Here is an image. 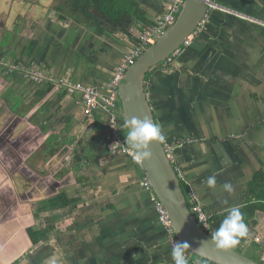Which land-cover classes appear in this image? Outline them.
Returning <instances> with one entry per match:
<instances>
[{
    "label": "crops",
    "instance_id": "1",
    "mask_svg": "<svg viewBox=\"0 0 264 264\" xmlns=\"http://www.w3.org/2000/svg\"><path fill=\"white\" fill-rule=\"evenodd\" d=\"M132 1L131 12L142 9L135 0L123 3ZM224 3L240 9L241 18L215 13L206 33L210 40L196 41L184 50L170 71L153 74L148 87L157 122L167 138L176 140L171 147L173 162L187 190L211 214L210 229L215 231L228 210L238 207L249 234L237 247L260 257L264 254V0ZM163 10L161 3L159 13ZM43 12L34 22L19 20L24 29L0 50V59L8 65L0 66V124L5 118L8 123L20 119L18 136L9 135L0 146V264H22V253L34 249L26 231L27 214L32 218L34 208L58 205L56 216L69 227L64 208L58 207L70 203L76 209L73 227L62 231V237L72 239L73 257L67 264H148L144 245L154 264L174 263L141 165L123 152H110L108 128L102 125L107 114L98 109L87 119L82 97L72 95L67 86L83 81L102 90V96L109 95L111 77L136 37L131 28L111 23L109 17L103 16L108 20L101 24L92 13ZM144 12L145 17L151 15L148 9ZM9 15L5 14V26L13 23ZM131 19L142 20L137 14ZM22 64L49 73L50 89L39 94L46 85L22 77ZM186 66L196 73L182 75ZM169 84L174 87L168 88ZM40 114L63 120L70 115L71 127L77 129L85 121L81 125L85 129L66 138L64 132L71 127L65 121L45 129L38 124ZM15 141L18 147L14 145L11 153ZM212 175L215 189L206 184ZM23 176L27 185L22 184ZM225 182L233 185L232 194L223 190ZM253 204L257 206L249 209Z\"/></svg>",
    "mask_w": 264,
    "mask_h": 264
},
{
    "label": "water",
    "instance_id": "2",
    "mask_svg": "<svg viewBox=\"0 0 264 264\" xmlns=\"http://www.w3.org/2000/svg\"><path fill=\"white\" fill-rule=\"evenodd\" d=\"M135 1L140 4V7L143 10L148 9L151 12V15L147 14L146 17L153 23H158L165 14L172 10V0ZM224 1L225 0H185L181 4L175 22L163 32L162 36L155 44L150 45L145 51H143V53L137 57L134 63L131 64L120 77L118 83V100L115 110L118 113V124L121 126L125 136H127L128 132V122L133 117L140 119L148 117L150 120L157 122L156 103L152 97L151 87H148V84H146V77L157 71H170L165 69L164 65H162L164 62L170 61L171 65L175 67L176 61L172 63L171 60L182 48L186 50L191 45L193 46L196 41L210 40L206 33L208 34V30L212 27L215 13H229L237 18H241V15L238 14L240 13V9L233 4H226ZM160 2L163 3L164 10L159 13ZM253 18L258 21V18ZM200 26L207 29L205 35L203 34L204 32L196 34V31ZM190 37H192V39H190ZM188 39H190V41ZM187 40L189 41L188 43H186ZM132 44L133 49L131 52L124 54V58L119 63L116 74L111 77L110 83L116 77L121 65L127 62L128 57L138 46L137 42H132ZM3 49L4 48H0V50ZM0 66L3 68L8 67L6 63L4 64V60L2 59H0ZM22 66L24 68V71L21 73L22 77L34 80L39 86L41 84L46 85L45 88H40V91H38L40 92L39 94H44L50 89V85L46 83L48 82L47 80L35 79L30 73L32 71H38L37 68L40 66H25L24 64H22ZM49 67L54 66L49 63ZM15 72L19 71L17 70ZM152 78H154V76H152ZM79 82L76 81L74 83L81 86H95L91 83H82L83 81H81V83ZM100 92L102 93V90ZM73 94L79 99L82 97L79 91H74L72 92V95ZM78 95H80V97ZM39 116L40 120H38L39 123H37L45 129L54 127L55 124H60L63 121H65L70 127L72 124L69 119L70 115L65 116L64 120L60 119L61 117L48 118L47 115L41 114ZM45 117L47 119H45ZM8 122L9 119L5 118L0 124V140H3V143H6L7 136L9 135L13 137L18 136V133L15 134V131L17 130L16 125L20 122V119H17L12 123ZM42 123L45 125H41ZM75 130L76 127L72 126L69 130L64 132L65 134L63 136H71ZM32 132L34 133L36 131L32 130ZM62 139L64 141V137ZM15 143L16 141L11 143V148L8 146L11 149V153L15 152L14 145L17 146ZM108 149L113 155L123 152L125 155L132 157L129 152L124 151L123 149L111 150L109 147ZM172 155V148L169 152L164 143L153 142L151 145V157L139 164L141 165L143 172L142 180L144 186L151 191V196L156 206L157 203H159L166 210L172 223L173 233L179 241L187 242L190 245L187 249L188 251L213 264H264V254L260 257H252L238 247L225 250L218 249L215 246V243L211 240L212 233L206 231L198 223L194 213L188 206V201L182 184L184 179L181 177L179 170L175 166ZM25 179H27V176H23V185H27ZM200 204L202 205V203ZM209 215L211 216L210 213ZM204 240H208L209 242L201 245V241Z\"/></svg>",
    "mask_w": 264,
    "mask_h": 264
},
{
    "label": "flooded vegetation",
    "instance_id": "3",
    "mask_svg": "<svg viewBox=\"0 0 264 264\" xmlns=\"http://www.w3.org/2000/svg\"><path fill=\"white\" fill-rule=\"evenodd\" d=\"M73 2H74L73 0H63L62 3H58V4H52L51 3L50 7L48 6V4H43L42 6H43V9L45 10V12H43L44 10L42 12L43 13H50V12L51 13H72L71 7L73 5ZM80 5H81V7H84V3H80ZM86 5L88 6L87 11L79 9V11H77L76 13H81V14L82 13H92V14H94L93 19L101 21V24L106 23L107 22L106 20H108L107 18L109 17V21L111 23L112 22L121 23V25H123L124 27L129 28V26L136 20V19L132 20L131 18L135 17L137 13L130 12V15L127 16L126 18L125 17L121 18V16H122L121 15V16H119V19H112L109 14L107 15L106 12L103 9H100V6L96 5L94 2H90V4L88 5V1H86L85 6ZM18 6L19 7H17V6L16 7L20 10L11 9V7L6 8V9H2V11L0 10V13H5V14L10 13V15L8 16L9 22H13V24H10L11 27L6 28V26H5L6 20L4 22L0 20V27H3V29L4 28L6 29L5 32H2L4 34V38L0 40V48H5V44L8 42V38L9 37L13 38L16 35V32L18 30H20V25L18 24L19 20L21 22L22 21L26 22V20L28 19L29 22H34L37 20V17H39L40 14H42L41 12L40 13H29V12L24 13L25 10H22V4H18ZM40 8H42V7H40ZM119 10H120V13H123V8H121ZM256 13H259V12L257 11ZM103 16L107 17V18H104L105 21L103 20ZM26 17H28V18H26ZM21 26H22V30H23L24 29L23 24ZM206 30H207L206 28H204L203 26L202 27L200 26V27H198L196 34H199V32H202V33L204 32L203 34L205 35ZM183 52H184V49L182 48L177 54H175V56H174V58H172L171 62L173 63ZM162 65H164L165 69H168V70L173 68L170 61L164 62ZM22 71H24V68H22ZM194 71H196V70L192 69L191 67L186 66L182 70V75H185V73H187V72L194 74V73H196ZM153 74H150L146 77V84H148V86H149V83L151 82V78H152ZM45 76L47 78H45L43 80H47L51 77L50 75H45ZM51 81L53 83H55L54 82L55 80L53 78H51ZM59 82L64 83L63 80H61ZM171 84L167 85V86H169L168 88L174 87L173 85L170 86ZM66 91L70 92L67 89H66ZM170 92H171V89H170ZM82 101H83V99H82ZM84 108L85 107H84V102H83L84 114L88 119L91 116H89L88 114L85 113ZM97 111H98V109L95 110V112H94L95 114L93 113L92 117H95L96 113L98 114ZM107 116L109 118V114H107ZM107 119H105L104 123L102 124L106 128H108ZM85 123H86L85 121L82 124L80 122V125L77 127L79 134L81 133L82 129L83 130L85 129V127L81 126ZM95 123H96V125L101 124L100 122H97V121ZM93 126H95V125H93ZM8 137L9 136H7V139H8ZM65 137L67 138V136H65ZM84 140H85L84 137H82L81 142L83 143ZM166 141L172 147L176 140L166 138ZM2 143H3V140H0V146H2L1 145ZM107 147H108V145H107ZM14 175L15 174L12 175V173H11L13 180L15 179ZM182 184H183L184 189L188 193V190H187L188 188L185 185V181H182ZM185 196H186V194H185ZM57 206L56 205H52V206L50 205L49 208H47V207L40 205L37 208L33 209V214H32L33 217L32 218L30 217L29 214L26 215V221L28 222V225L26 226V231H27L28 236L30 237L32 243H33L34 249H31V250H28L27 252L25 251L24 253H22V264H67L70 261V259H72V257H73L72 256L73 250H72V246H71L72 239L71 238L66 239V237H62L63 236L62 231H64V233H65L67 228L72 229V227H73V225H72L73 221L72 220H73L74 213H75L74 210H76L75 205L70 203V204L64 205V207H61V206L58 207V208H64L63 209V212H64L63 217L65 219H68L67 222L70 225L69 227H67L65 225V223L61 224L59 222V219L56 216L57 213L55 211ZM152 206H153V210H154L153 212L157 216L158 224L162 228V230L164 231L166 242L169 244V246L171 248H173V246H174L173 238H176V239H178V238L171 232V230L168 228V226L161 220L159 209H158V203L156 206L155 202L153 201ZM31 232H34V233H31ZM208 232L213 233L214 231L209 229ZM35 245H37V246H35ZM36 247H37V249H36ZM144 247H145V249L147 251V255H148V264H154L153 263L154 260L151 256V253L149 252V250L147 249V247L145 245H144ZM34 250H36V252L32 253ZM186 253L188 256V264H194V262L198 258H202L198 255L192 254L187 249H186ZM208 262H210V261H208ZM170 264H174V263H170Z\"/></svg>",
    "mask_w": 264,
    "mask_h": 264
},
{
    "label": "built area",
    "instance_id": "4",
    "mask_svg": "<svg viewBox=\"0 0 264 264\" xmlns=\"http://www.w3.org/2000/svg\"><path fill=\"white\" fill-rule=\"evenodd\" d=\"M185 0H172V10L165 14L158 23L138 20L135 21L130 27L132 34L136 37V42L138 44L137 48L128 57L126 63H123L116 75L109 85V95L102 96L97 88L92 86H81V85H67L68 89L72 92L79 91L83 96L85 113L89 116H93V113L97 109H102L105 113L109 114L107 119L108 125V135H107V145L111 150L123 149L127 151L126 148V137L118 124V113L115 110V106L118 100V83L120 77L126 71V69L134 63L137 57L143 53V51L150 45L155 44L158 39L162 36L163 32L169 28L176 20V17L180 11L181 4ZM192 39V37H190ZM190 39H188L190 41ZM186 41L188 43L189 41ZM35 79L43 80L47 78L44 74L36 71L30 72ZM166 149L170 152L171 146L164 142ZM129 152V151H127ZM189 203L191 207L189 208L195 215L198 223L208 231L211 228V216L206 212L204 207L198 202L194 192L188 191ZM158 209L160 213L161 220L172 230V223L170 218L164 209V207L158 203ZM203 217V220L200 218ZM174 234V233H173ZM180 242L178 239L173 238V243ZM194 264H213L206 261L205 259L198 258Z\"/></svg>",
    "mask_w": 264,
    "mask_h": 264
},
{
    "label": "clouds",
    "instance_id": "5",
    "mask_svg": "<svg viewBox=\"0 0 264 264\" xmlns=\"http://www.w3.org/2000/svg\"><path fill=\"white\" fill-rule=\"evenodd\" d=\"M165 141L166 136L158 122H154L148 117L143 119L133 117L128 122L126 150L129 151L136 163H142L151 157V145L153 142L162 144ZM206 184L209 188L215 189L217 185L216 176H209ZM222 188L229 194L234 192L233 185L229 182H225ZM200 219L203 220V217ZM248 234L249 229L242 212L238 207H232L221 221L220 226L212 233L211 240L218 249L227 250L237 247L241 243L242 238L247 237ZM208 242V240L201 241V245ZM189 247L190 245L187 242L174 243L171 252L174 264H188L186 249Z\"/></svg>",
    "mask_w": 264,
    "mask_h": 264
},
{
    "label": "rangeland",
    "instance_id": "6",
    "mask_svg": "<svg viewBox=\"0 0 264 264\" xmlns=\"http://www.w3.org/2000/svg\"><path fill=\"white\" fill-rule=\"evenodd\" d=\"M62 2H63V0H0V10L2 11V9H6L9 7H11V9L20 10L17 7H19L18 4H22V10H25L24 13H28V12L29 13H40L44 10L43 6H42L43 4H48V6L50 7L51 3L52 4H58V3H62ZM40 7H42V8H40ZM115 8L118 9V5H115ZM71 9H72V11H71L72 13L77 12V11L73 10V5H72ZM44 12H45V10H44ZM78 14H81V13H77V15ZM4 17H5V14L0 13V20L3 22L5 21ZM7 25H9V26H6V28L11 27L10 24H7ZM5 30H6L5 28L4 29L0 28V40L4 38V34L2 32H5ZM21 32H22V26L20 27V32L18 35H20ZM16 41L19 42L20 40L18 38H16ZM78 134L79 133H78L77 129L72 133V135H74V136H76ZM184 192L186 194L188 206L190 205V207H191V203H189V201H190L189 200V194L186 192L185 189H184Z\"/></svg>",
    "mask_w": 264,
    "mask_h": 264
},
{
    "label": "trees",
    "instance_id": "7",
    "mask_svg": "<svg viewBox=\"0 0 264 264\" xmlns=\"http://www.w3.org/2000/svg\"><path fill=\"white\" fill-rule=\"evenodd\" d=\"M73 10L74 11H79V9H82L84 11H87L88 6H85V2L88 1V5L90 4V2H94L96 5L100 6V9H103L107 14L110 15V17L112 19H119V13L121 8H123V13L125 15H130L131 12V8L134 6V2L132 1V3L130 4H124L123 0H73ZM80 3H84V7H81ZM115 5H118V9L115 8ZM132 5V6H131ZM137 7V6H136ZM138 8H136L137 10ZM113 13V14H112ZM135 13H137V15L139 16L140 19L144 20V21H148L151 22L150 20H148L145 16H144V10L142 9H138L137 11H135ZM116 15L118 17H116ZM186 185V184H185ZM257 205H252L249 206L248 208H254ZM34 233V232H31Z\"/></svg>",
    "mask_w": 264,
    "mask_h": 264
}]
</instances>
